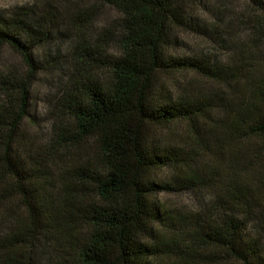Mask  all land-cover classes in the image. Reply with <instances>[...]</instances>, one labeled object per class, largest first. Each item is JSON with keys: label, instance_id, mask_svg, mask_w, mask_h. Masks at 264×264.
Listing matches in <instances>:
<instances>
[{"label": "trees", "instance_id": "1", "mask_svg": "<svg viewBox=\"0 0 264 264\" xmlns=\"http://www.w3.org/2000/svg\"><path fill=\"white\" fill-rule=\"evenodd\" d=\"M101 1L121 22L97 38L82 30L70 45L72 68L48 107L41 147L25 134L44 70L34 54L51 32L34 10L0 14V46L29 69L0 71V264H264V4L253 0V46L223 63L171 53L182 27L217 42L216 21L198 14L222 15L215 3ZM188 73L232 103L188 90ZM178 124L189 128L183 145L166 133ZM207 134L223 139L212 148ZM206 153L229 161L225 174ZM210 191L192 218L160 199Z\"/></svg>", "mask_w": 264, "mask_h": 264}, {"label": "rangeland", "instance_id": "2", "mask_svg": "<svg viewBox=\"0 0 264 264\" xmlns=\"http://www.w3.org/2000/svg\"><path fill=\"white\" fill-rule=\"evenodd\" d=\"M258 1L264 4V0ZM208 2L212 5L215 3L221 11H225L216 17H211L203 11L198 12L209 23L216 21L217 42L210 43L203 35L182 27L173 31V37L181 45L171 47V53L174 56L212 57L228 63L232 55H236L241 48L248 51L253 46L251 39L248 40L245 36L253 28V19L260 14V11L255 10L259 7L253 3V0H208ZM28 10H34L41 20H47L51 32L49 42L38 47L34 54L36 60L43 64L45 71L37 75L32 88V117L29 118L31 126L25 134L29 146L41 147L49 139L51 130L52 115L48 114V107L52 106L55 96H59L60 83L65 76V71L72 68L70 45H76L82 30L97 38L101 36V31L117 26L122 16L116 7L101 0H0V14L5 17H13L17 12ZM232 13L236 14L232 15ZM234 45L239 46L235 53L232 51ZM111 53H117V49H112ZM240 53L243 52L240 51ZM4 69L23 75L29 72L19 54L7 46H0V71ZM181 80L190 91L216 92L232 103L227 90L216 83L197 77L194 73L181 76ZM231 99H233L232 96ZM216 119L207 120L206 125H216ZM166 133L168 137L175 138L177 145L188 142L189 128L185 124H178ZM206 137L208 139H205L204 144L212 148L213 145L217 147L223 139L220 137L218 141L210 134ZM206 154H208L206 163L219 171L221 175L225 174L229 161L221 162L215 153ZM168 172L165 173L166 176ZM212 193V191L202 194L163 193L160 199L177 212L192 218L197 212L202 213L207 208L211 203L209 200Z\"/></svg>", "mask_w": 264, "mask_h": 264}]
</instances>
